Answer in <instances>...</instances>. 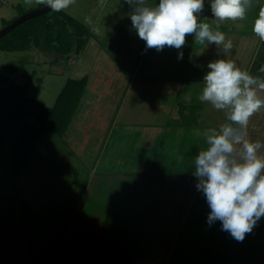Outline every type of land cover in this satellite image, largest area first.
Listing matches in <instances>:
<instances>
[{"label": "crops", "instance_id": "1", "mask_svg": "<svg viewBox=\"0 0 264 264\" xmlns=\"http://www.w3.org/2000/svg\"><path fill=\"white\" fill-rule=\"evenodd\" d=\"M210 3L211 0H204L199 19L213 24L217 21ZM244 27V20L219 23V30L233 44L227 59L254 76L261 77L263 73L264 78V72L260 71L264 67V42L252 28L244 32ZM252 36L256 37V51L248 53L252 47L245 44H249ZM96 43L92 44L96 57L87 48L86 53L94 62L98 61L90 65L91 73L84 75L95 86L91 78L100 64L107 62L109 70L102 79L101 74L96 76L100 84L97 83L99 86L93 90L98 91L96 98L99 100H118V128L109 129L103 138L94 172L87 176L90 181L86 182L75 209L70 225L74 234L69 241L74 242L71 243L76 258L83 259L82 264H264V216L240 242L222 230L220 221L209 226L210 208L196 188L194 171L187 169L199 151L190 148L187 137L193 136L204 125H215L209 121L219 112L200 101L199 96L206 75L203 68L209 59L223 58L225 53L218 49L222 46L207 45V42L197 46L191 54L195 64L189 75L187 63L182 64V59H178V52H185V56L188 48H169L171 57L166 64L161 59L162 64L146 66L151 68L153 75L149 78L141 72V68L146 70L141 66L143 57L147 56L145 41H139V59L129 73L117 68L112 59L115 57L107 50L106 54L102 45ZM239 48L246 51L242 57L241 53L237 56L234 53ZM203 51L207 53L203 55ZM175 56L180 62L170 67V60ZM108 60L113 61L109 63ZM168 68H172L170 74ZM114 74L121 81L117 94ZM110 75L113 80H109ZM110 92L115 96L108 97L106 93ZM129 106L130 116L125 114ZM143 108L139 114V109ZM86 113L87 116L90 114ZM141 118L144 121H140ZM220 125L215 126L218 129ZM116 130L118 134L114 133ZM140 143L147 144L150 149L166 147L167 151H160L164 156L160 160L151 159V155L145 159L146 156L138 155L136 150ZM173 162L179 164L175 169L169 165ZM163 165H169V168Z\"/></svg>", "mask_w": 264, "mask_h": 264}, {"label": "rangeland", "instance_id": "2", "mask_svg": "<svg viewBox=\"0 0 264 264\" xmlns=\"http://www.w3.org/2000/svg\"><path fill=\"white\" fill-rule=\"evenodd\" d=\"M148 2L152 3V0H148ZM153 3L158 4L159 2L153 0ZM40 6L43 5L36 4L35 0L32 4H26L25 0H0V29L7 24L6 22ZM261 6H264L263 0H253V7L244 19V28H246L243 30L244 32L253 28L254 20L258 17ZM62 11L79 23L86 25L93 36H91L92 41L88 39L86 44L79 49V52H74L69 58H66L55 57L54 53L46 55L35 47L24 51L0 50V74L9 76L10 80L18 85L25 86L28 84L26 94L48 106L54 104L68 77H81L85 73H91L90 65H93L94 59L88 57L86 51L88 49L92 50L91 53L94 52L92 44L96 42L94 43L93 40L102 45L106 54L108 51L115 57L112 58L113 63L124 73L133 70L140 55L138 43L141 40H137L139 36L130 20L132 7L125 0H76L74 5ZM86 17H91L92 23L90 25L85 23ZM203 22L209 23L213 29H216L217 23L212 24V21L205 19ZM255 39L256 37L252 36L249 44L248 42L245 44L252 47L248 53L253 50L256 51ZM197 46H201V44L194 42V34L186 37V43L183 47L188 48V52L183 56L182 64L187 63L188 65L187 75L192 72L193 64H195L191 54ZM168 49L169 47H165L163 50L157 51L155 48H146L145 55L147 56L143 57L141 66L146 68L148 65L153 66L162 64V62L166 64V60L169 61L171 57V49ZM95 53H93L94 57H96ZM205 53L207 52L203 51V55ZM234 53L236 56L241 53L242 57L246 51L244 49L240 51L239 48ZM225 55L222 59L230 57V53ZM236 56L234 57L237 58ZM161 59H163L162 62ZM180 60H176V56L171 58V65L169 66L173 67V64L180 62ZM97 61L98 59L95 60L94 64ZM108 61L112 63V61ZM209 61H214V58L209 59ZM208 63L203 68L205 74L209 71ZM107 69L106 61L100 64L99 69H96L95 75L91 78L92 81H95V86L100 84L97 81L99 78L96 76L101 74L100 79L104 78ZM171 69H167L168 74H170ZM141 72L143 75L153 78L151 68H146V70L141 68ZM111 76L109 80H113ZM115 76L117 78H113L117 94V91L120 90L118 88L121 81L118 75ZM261 78H263V73ZM88 84L77 108L76 114H78L75 115L76 117L74 116L75 119H72L67 131L62 136L44 133L33 147L24 170L15 183L22 195L37 211L38 217L30 212V221L23 226L26 233L21 234L17 225H20L19 213L22 206L16 203L12 207L17 220L11 233V241L4 243L0 240V264H82L84 261L76 258L72 250V243L74 242L71 241V243L69 239L74 233L70 225L76 206L79 205L85 190L86 182L88 184L90 181L87 176L94 172L93 166L101 150L102 140L106 138L109 129L118 128L116 122L118 100L114 98L112 100H99L96 98L99 97L98 91L93 90L94 84L91 81ZM106 95L110 97L114 95V92L106 93ZM86 107L88 108L86 109ZM130 108L131 106L127 107L125 111V114L129 116L131 115ZM142 111L144 108L139 109V114H142ZM86 112L90 114L87 116ZM132 115L134 117L136 113ZM125 117L128 118V116ZM225 118V113L219 111L216 117L208 121L209 124L217 125L222 124ZM29 119L39 123L35 117L29 116ZM142 119L140 121H144ZM215 125L209 127L204 125L205 127L197 130L193 136H188L186 142L191 144L190 148L203 150L206 147L204 132L209 128H216ZM247 132L250 139H259L264 142V108L250 118ZM114 133L118 134V131L116 130ZM123 133L126 132L123 131ZM201 143H203L202 146ZM146 145L140 143L136 148L138 155L146 156L145 159L151 155V159L156 157L157 160H160L164 157L160 155V151H167L166 147L150 149ZM193 163H188L187 169L194 171L195 165ZM169 165L175 169L179 164L173 162ZM169 165H163V167L169 168ZM2 203L3 200L0 198V204ZM8 211L9 209H7Z\"/></svg>", "mask_w": 264, "mask_h": 264}, {"label": "clouds", "instance_id": "3", "mask_svg": "<svg viewBox=\"0 0 264 264\" xmlns=\"http://www.w3.org/2000/svg\"><path fill=\"white\" fill-rule=\"evenodd\" d=\"M33 0H25L32 4ZM132 7L130 20L139 38L148 49L165 47L182 49L186 37L194 34L198 44H215L223 53L233 48L219 30L224 21L244 20L253 7V0H211L210 8L217 21L216 29L199 19L204 0H125ZM47 5L53 12L68 9L76 0H35ZM91 24V17L85 18ZM264 42V6L252 28ZM183 52H178V59ZM209 71L203 78L200 101L223 111L225 123L204 132L206 147L194 159L196 188L210 208L207 223L221 222L238 242L251 233L257 221L264 216V142L248 137L250 118L264 108V78L242 70L230 59L209 62ZM264 72V67L260 69ZM190 99V98H189Z\"/></svg>", "mask_w": 264, "mask_h": 264}, {"label": "trees", "instance_id": "4", "mask_svg": "<svg viewBox=\"0 0 264 264\" xmlns=\"http://www.w3.org/2000/svg\"><path fill=\"white\" fill-rule=\"evenodd\" d=\"M9 22L11 21L6 23ZM91 36L86 25L63 11L50 10L23 22L0 38V50L24 51L35 47L46 55L57 53L69 58ZM87 84L86 75L80 78L68 77L54 104L48 106L26 94L28 84L18 85L9 76L0 74V198L4 203L0 204L2 242L11 241V233L17 220L12 207L16 203L22 206L19 213L20 225H17L21 234L26 233L23 226L30 221V212L38 217L37 211L15 183L39 138L44 133L62 136L67 131L86 92ZM29 116L35 117L39 123L31 121Z\"/></svg>", "mask_w": 264, "mask_h": 264}, {"label": "water", "instance_id": "5", "mask_svg": "<svg viewBox=\"0 0 264 264\" xmlns=\"http://www.w3.org/2000/svg\"><path fill=\"white\" fill-rule=\"evenodd\" d=\"M50 10L51 9L49 7H47V5H43V6H40L38 8H35L33 10H30V11H27V12L21 14L20 16L13 19L11 22H9L8 24H6L4 27H2L0 29V38H2L4 35L9 33L11 30L16 28L18 25L22 24L23 22H25L31 18H34L36 16H39L41 14H44ZM54 56L55 57H64L63 54H57V53H54Z\"/></svg>", "mask_w": 264, "mask_h": 264}, {"label": "flooded vegetation", "instance_id": "6", "mask_svg": "<svg viewBox=\"0 0 264 264\" xmlns=\"http://www.w3.org/2000/svg\"><path fill=\"white\" fill-rule=\"evenodd\" d=\"M12 21V20H11Z\"/></svg>", "mask_w": 264, "mask_h": 264}]
</instances>
